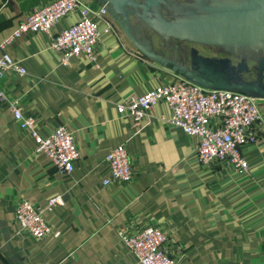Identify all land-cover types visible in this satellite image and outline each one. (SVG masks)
<instances>
[{"label": "crops", "instance_id": "obj_1", "mask_svg": "<svg viewBox=\"0 0 264 264\" xmlns=\"http://www.w3.org/2000/svg\"><path fill=\"white\" fill-rule=\"evenodd\" d=\"M49 1L0 0V45ZM80 1L107 10L97 20L96 66L83 55L61 66L43 33L24 34L4 50L26 73L7 71L1 90L34 119L41 137L57 127L69 131L79 159L70 175L60 174L44 154L34 152L33 139L0 103V264H137L119 234L146 227L166 234L164 249L173 264H264V99H256L257 142L241 148L247 172L235 171L227 161L201 166L198 140L163 120L170 117L165 103L152 108L140 129L116 109L131 95L181 77L133 47L106 0ZM133 18V36L161 55L150 38L135 34ZM78 19L77 12L67 15L51 34ZM166 38L173 56H161L186 66L188 47ZM119 145L129 155L133 177L104 186L110 179L105 157ZM57 196L60 205L44 215L47 237L35 239L20 230L14 217L18 203L43 206Z\"/></svg>", "mask_w": 264, "mask_h": 264}, {"label": "built area", "instance_id": "obj_2", "mask_svg": "<svg viewBox=\"0 0 264 264\" xmlns=\"http://www.w3.org/2000/svg\"><path fill=\"white\" fill-rule=\"evenodd\" d=\"M75 12L79 14V19L74 24L55 35L51 34L61 19ZM106 12L105 5L95 10L80 0H51L32 10L0 45V83L7 71H14L20 76L26 73L4 52L8 45L24 34L43 33L49 36V47L60 54V65L63 67L79 55L95 65V45L101 35L97 20H103ZM109 30L108 25L103 32ZM159 102L165 103L170 110V117L163 119L166 123L198 140L195 153L201 166L210 167L214 163L227 161L235 171L247 172L248 166L241 155V148L257 142L254 127L259 121V111L255 98L232 91L203 88L181 78L143 95H131L116 109L119 115L131 120L134 128L140 129L149 112ZM0 103L12 114L18 127L33 139L36 154H44L62 175L68 176L73 172L79 151L69 131L57 127L47 137H41L35 130L34 119L25 117L17 101L7 96L1 88ZM105 162L110 179L103 181L104 186L111 181H131L132 166L123 145L112 149L106 155ZM60 203L58 196L49 199L43 206L22 201L15 208V221L21 231L35 239H43L50 234L44 215ZM119 236L137 264H173L164 249L168 237L161 229L146 227L132 235L120 233Z\"/></svg>", "mask_w": 264, "mask_h": 264}, {"label": "water", "instance_id": "obj_3", "mask_svg": "<svg viewBox=\"0 0 264 264\" xmlns=\"http://www.w3.org/2000/svg\"><path fill=\"white\" fill-rule=\"evenodd\" d=\"M166 1L106 0V3L115 23L145 58L200 87L264 99V55L256 60L254 69H251L244 59L233 65L227 58L201 56L196 49L191 48L189 66H179L141 45L132 34L129 21V16H136L157 34L178 41L219 47L262 46L264 0L202 6L200 10L204 15L190 13L184 19L175 21H167L157 14ZM252 74H255V79H245V76L251 77Z\"/></svg>", "mask_w": 264, "mask_h": 264}, {"label": "rangeland", "instance_id": "obj_4", "mask_svg": "<svg viewBox=\"0 0 264 264\" xmlns=\"http://www.w3.org/2000/svg\"><path fill=\"white\" fill-rule=\"evenodd\" d=\"M242 0H167L158 10L159 17L167 21H175L184 19L187 14L204 15L200 10L202 6H214L218 3H230ZM136 23V24H134ZM132 24L135 30V34L142 39L150 38V42L155 45L154 51H160L163 54L166 53L173 56V50L170 38H159V34L155 33L144 22L138 18H133ZM176 43V40H174ZM177 43L180 47H187V44L180 41ZM170 44V45H169ZM174 44V43H173ZM159 48H157V47ZM190 46V45H189ZM198 53L201 56L211 57L215 59L227 58L234 65L241 59H244L251 69H254L256 60L264 54V45L262 46H239V47H219L213 45L197 46ZM158 49V50H156ZM250 76H245V79H249Z\"/></svg>", "mask_w": 264, "mask_h": 264}, {"label": "flooded vegetation", "instance_id": "obj_5", "mask_svg": "<svg viewBox=\"0 0 264 264\" xmlns=\"http://www.w3.org/2000/svg\"><path fill=\"white\" fill-rule=\"evenodd\" d=\"M194 16V15H193ZM196 16V15H195ZM130 17V16H129ZM186 17H187V15H186ZM184 42V41H183ZM185 43L187 44V54H188V61H187V64H186V66H189V51H190V49L191 48H194V49H196L197 51H198V48H197V46L199 47H201V46H204V45H201V44H197V43H193V42H186L185 41ZM190 45V46H189ZM157 50V49H156ZM250 79H255V74H252V76L248 79V80H250Z\"/></svg>", "mask_w": 264, "mask_h": 264}]
</instances>
